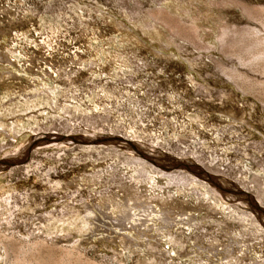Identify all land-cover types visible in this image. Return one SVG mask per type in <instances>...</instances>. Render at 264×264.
Listing matches in <instances>:
<instances>
[{
  "label": "rangeland",
  "instance_id": "obj_1",
  "mask_svg": "<svg viewBox=\"0 0 264 264\" xmlns=\"http://www.w3.org/2000/svg\"><path fill=\"white\" fill-rule=\"evenodd\" d=\"M41 133L117 140L32 149L0 176V264H140L144 247L165 251L156 264H264L254 224L189 166L246 191L264 219V0H0V161ZM123 139L160 154L149 164ZM159 164L172 170L152 206L185 213L165 224L166 240L84 227L89 204L107 210ZM203 214L232 224L231 239L218 242L223 229Z\"/></svg>",
  "mask_w": 264,
  "mask_h": 264
},
{
  "label": "bare ground",
  "instance_id": "obj_2",
  "mask_svg": "<svg viewBox=\"0 0 264 264\" xmlns=\"http://www.w3.org/2000/svg\"><path fill=\"white\" fill-rule=\"evenodd\" d=\"M174 21V20H173ZM32 67V66H31ZM54 105V104H53ZM235 118V117H234ZM198 123V121H197ZM199 123H201L199 121ZM198 123V124H199ZM197 124V125H198ZM202 125V124H200ZM203 126V125H202ZM14 134V133H13ZM12 134V136H13ZM126 139V138H125ZM109 140V141H108ZM114 140H117V138L115 137H111L110 139H101L100 138H95V137H90V136H62L60 134H47V133H41L39 134L38 136L30 139L28 142H26V144L23 145L22 148H20V151H18L15 155V157L11 159H9V155L6 156L8 158H6L5 160L3 161H0V176L3 174V173H6V171L9 169L10 166L14 165L16 163H24L28 157L30 156L31 154V151L32 149H37V148H41L43 146H46V145H55V146H58V147H71V146H84V145H96V144H111L110 142H114ZM121 143H125L127 144V146H130V147H133L134 150L133 151H137L139 154V157L140 158H144V159H147L148 160V163L149 161H152V159H154V155L155 154H160V151L153 147H149V146H143V145H139V142H136V141H129V140H121L120 141ZM113 144V143H112ZM116 144V142H115ZM48 149V148H47ZM52 149V148H51ZM17 151V150H16ZM11 155V154H10ZM138 157V160H141L139 159ZM158 161V160H157ZM181 162V161H180ZM147 163V164H148ZM163 163V162H162ZM151 164V163H149ZM27 165V164H26ZM192 166L193 168L197 169L198 170V173H200V175L202 174L204 178L208 179L209 180V183L211 186V188H213V190L211 189L212 191V194H214L218 199H219V203H222V204H225V205H228V204H232L234 207L238 208L240 211L237 212V214L239 215V217L241 218V222H246V221H250L252 224V229L250 231H252V235L254 236V242L256 244L259 245V247H262L264 246V240H258V238H262L264 236V219L260 213V209L261 207L254 201L253 198H251L250 196H248V193L244 190H240L238 188L235 187L234 183L231 184L230 186H225V185H222V184H219L217 183V181L213 180L211 174H210V171L208 172L206 170V168L197 165L195 162H191L189 164V166ZM90 166V165H89ZM155 166V165H154ZM157 166V165H156ZM180 166V165H179ZM91 167V166H90ZM152 167V166H151ZM94 168V167H93ZM91 169V172H94L95 168L94 169ZM155 168V167H154ZM178 168V167H177ZM149 169V168H148ZM156 169V168H155ZM84 170V169H83ZM96 170H97V167H96ZM170 170H172L170 168V166L168 167L167 165H163L161 166L160 164L157 166V170H156V173H158L157 175H155V177L152 179H149L148 182H143V183H140L139 185V190L140 191H137L134 192L132 191L133 193H126L124 194L123 196V199L121 198V200L119 202H116V201H111L109 203V201L106 202V207H107V210H105L104 207H101L102 204L100 203H95V204H89L87 207H86V210H85V213H86V217H85V220L82 221V224L84 225L85 228H89L91 229L92 232H94V222L96 221L97 223H99L100 225L104 226V227H109V228H114V227H126V229L130 227H133L136 229L139 235L140 236H146L147 237V234L151 231L153 232H156L155 235L156 236H159V237H165V240L167 237H169V234H166L165 233V228L167 227H164L165 224L166 226H169L170 224L172 223H175L179 220H177V216H183L185 215V213H181V212H177L175 211L174 208L172 209H165V208H154L152 205L156 204V201H154L155 199L156 200H159L160 203L161 201H163L164 197L163 195L162 196H158L159 194V190L160 192H162L161 190L164 189V187H162V185L164 184L165 180L164 178L166 177L165 176V173L169 172ZM185 170V169H184ZM98 171V170H97ZM136 171V170H135ZM150 171V169H149ZM82 172V171H81ZM137 172V171H136ZM190 172V171H189ZM90 173V172H89ZM97 173V172H96ZM134 173V171H133ZM132 173V174H133ZM142 173V172H141ZM154 173V172H153ZM194 173V172H193ZM197 173V174H198ZM82 174V173H81ZM88 174V173H87ZM182 174V173H181ZM89 175V174H88ZM91 175V174H90ZM195 175V174H193ZM199 175V174H198ZM3 176V175H2ZM98 176V175H97ZM188 176V175H187ZM223 176V175H222ZM82 178L83 177V174L81 176ZM96 177V176H95ZM186 177V176H185ZM196 177V176H195ZM168 178V177H167ZM223 179V177H222ZM80 181V180H79ZM83 181V180H82ZM170 181V180H169ZM219 181V180H218ZM225 181V180H224ZM227 181V180H226ZM224 182L225 184H229L228 182ZM71 182V181H70ZM81 182V181H80ZM80 182H78V180L76 182H72V184H78L80 185ZM167 182V181H166ZM198 182V181H196ZM170 183V182H169ZM199 183V182H198ZM223 183V182H222ZM86 185V183H84ZM73 185V186H74ZM77 185V186H78ZM83 184H81L82 186ZM165 185V184H164ZM168 185V183H167ZM72 186V185H71ZM84 186V185H83ZM174 186V185H173ZM178 186V185H176ZM75 187V186H74ZM85 187V186H84ZM169 187V186H168ZM78 188V187H77ZM230 189H235L237 190V193L234 194H231L230 193ZM169 191V190H168ZM121 191H119L120 193ZM164 193V192H163ZM121 194V193H120ZM119 194V195H120ZM161 194V193H160ZM154 195H157L158 197L153 199L155 196ZM154 196V197H153ZM168 196H169V193H168ZM118 197V196H117ZM153 197V198H152ZM182 197V196H181ZM166 199V198H165ZM180 199V198H179ZM195 199V198H194ZM213 199V198H212ZM112 200V199H111ZM183 199H181L182 201ZM184 201V200H183ZM188 201V199H187ZM158 204V203H157ZM114 207H120L121 211L119 212V216L116 218H109V215L107 214V211L108 209L110 208H114ZM100 209L99 210V214L103 215L104 218H106V221H103L101 219H96V217L94 216V212L92 211L93 209ZM155 214H154V213ZM161 212V213H159ZM220 212V210H219ZM234 212V211H233ZM161 214V215H160ZM211 214V213H210ZM209 214V215H210ZM216 213L213 214V216L215 215ZM198 215H200V212L198 213ZM207 215V214H206ZM206 215L204 216H201V221L202 223H207L208 225H212L213 227H217V229L219 228L220 230L223 229V232L222 230L221 231H217L216 232V235L219 236L220 238H223L222 240H219L218 242H222L224 240L227 239V237H231L230 236V231H231V228H232V224H221L219 222H217V220H215V218L213 219L212 218V215L207 217L206 218ZM218 215H220L218 213ZM178 216V217H179ZM222 216V215H221ZM84 217V216H83ZM165 218L163 220H165V223L164 225H160L158 227V225L154 224L156 222V220H161L162 221V218ZM195 218L196 216H191V222L195 221ZM227 218V216H226ZM230 218V217H228ZM232 218V216H231ZM107 220H110L112 221L111 225L110 223L107 221ZM132 220H135L137 221V223H128L129 221H132ZM188 219H185L184 222H186ZM240 220V219H239ZM232 221V220H230ZM229 222V221H228ZM150 223L151 226H147V224ZM234 223V222H233ZM238 223V222H237ZM239 225V224H238ZM257 225V226H256ZM260 225V226H259ZM97 230H99L100 226L97 225ZM111 226V227H110ZM163 226V227H162ZM145 228L146 230H138V228ZM162 227V228H161ZM184 227V226H183ZM188 227V230H189V226H185V228ZM260 227V228H259ZM88 229V230H89ZM124 228H121V230H123ZM134 229V230H135ZM150 229V230H149ZM180 229V228H179ZM214 229V228H213ZM125 230V229H124ZM206 230V229H205ZM208 230V229H207ZM206 230V232H207ZM182 231L184 232L183 228H182ZM209 231V230H208ZM101 232V231H100ZM130 232V231H129ZM182 232V233H183ZM213 232V230H212ZM181 233V234H182ZM185 233V232H184ZM215 233V232H214ZM215 235V234H214ZM83 236V235H82ZM172 236V235H171ZM176 236V235H175ZM216 236V237H217ZM86 237V236H85ZM95 237V236H93ZM92 237V238H93ZM138 236H136V239H134L133 237L132 238H126V240L128 241L129 240V244L128 245H137L139 242L137 239H139ZM154 237V236H153ZM173 237V236H172ZM171 237V241L175 238H172ZM178 237V236H176ZM181 237V236H180ZM170 239V238H169ZM101 241V240H100ZM127 241H122L124 243H127ZM122 242H120V247H119V250H120V253L122 255V253L124 251H126L127 249L122 247ZM239 241H233V245L230 247V253H235L236 252V246H238L239 244ZM243 242V241H242ZM172 243V242H171ZM174 243V242H173ZM107 245H111V242H108ZM127 245V246H128ZM130 249L132 246H128ZM241 249H244V250H249V247L246 246V245H243L241 247ZM251 251V249L249 250ZM134 252V251H133ZM138 256H139V261H140V264H156V263H159V258L157 259L155 257V255L159 254L160 257L163 256V254L165 253V251L163 252H158L157 249H154L152 247H148V248H143L141 250H136ZM167 252V251H166ZM149 253H153L154 255H151V256H148ZM256 253V252H255ZM191 256H194V257H200L195 250L193 251H190L188 253V255ZM187 256H185V260H188V261H192L191 258H189ZM190 256V257H191ZM158 257V256H157ZM197 259V258H195ZM178 260V259H177ZM184 260V261H185ZM195 261V260H194Z\"/></svg>",
  "mask_w": 264,
  "mask_h": 264
}]
</instances>
